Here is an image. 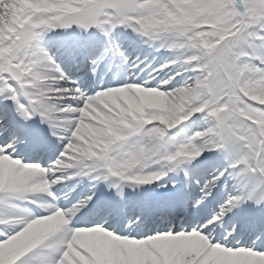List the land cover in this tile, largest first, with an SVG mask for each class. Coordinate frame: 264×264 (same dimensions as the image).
<instances>
[{
  "label": "snow or ice",
  "instance_id": "obj_1",
  "mask_svg": "<svg viewBox=\"0 0 264 264\" xmlns=\"http://www.w3.org/2000/svg\"><path fill=\"white\" fill-rule=\"evenodd\" d=\"M0 264H264V0H0Z\"/></svg>",
  "mask_w": 264,
  "mask_h": 264
}]
</instances>
